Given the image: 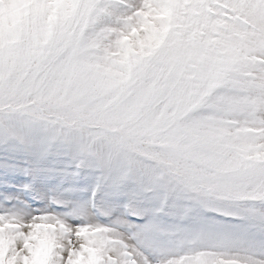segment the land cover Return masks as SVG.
I'll use <instances>...</instances> for the list:
<instances>
[{"label": "snow or ice", "instance_id": "obj_1", "mask_svg": "<svg viewBox=\"0 0 264 264\" xmlns=\"http://www.w3.org/2000/svg\"><path fill=\"white\" fill-rule=\"evenodd\" d=\"M98 7L0 0L3 120L75 139L113 186L79 247L0 216V264H264V0H143L126 31Z\"/></svg>", "mask_w": 264, "mask_h": 264}, {"label": "rangeland", "instance_id": "obj_2", "mask_svg": "<svg viewBox=\"0 0 264 264\" xmlns=\"http://www.w3.org/2000/svg\"><path fill=\"white\" fill-rule=\"evenodd\" d=\"M98 5L97 31H126L132 26L128 17L143 6V0H98ZM112 196L111 181L94 157L81 154L75 139L53 138L45 121L26 114L16 113L8 121L0 114V216L22 225L43 217L58 219L72 233L70 245L52 221L59 243L79 247L75 231L102 223L94 210ZM173 254L162 251L158 258ZM43 256L42 252L35 264H42Z\"/></svg>", "mask_w": 264, "mask_h": 264}, {"label": "clouds", "instance_id": "obj_3", "mask_svg": "<svg viewBox=\"0 0 264 264\" xmlns=\"http://www.w3.org/2000/svg\"><path fill=\"white\" fill-rule=\"evenodd\" d=\"M114 135H115V133H114ZM106 154L107 153H109L110 151H111V149H110V147L109 146H103V149H102ZM76 243L77 244H80V243H82V241H80V240H76Z\"/></svg>", "mask_w": 264, "mask_h": 264}]
</instances>
